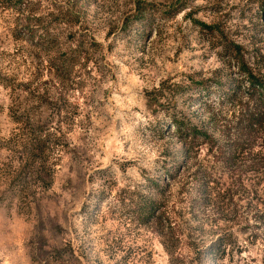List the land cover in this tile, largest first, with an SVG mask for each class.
<instances>
[{"label": "rangeland", "instance_id": "1", "mask_svg": "<svg viewBox=\"0 0 264 264\" xmlns=\"http://www.w3.org/2000/svg\"><path fill=\"white\" fill-rule=\"evenodd\" d=\"M235 46L264 76V0H0V264H264Z\"/></svg>", "mask_w": 264, "mask_h": 264}, {"label": "trees", "instance_id": "2", "mask_svg": "<svg viewBox=\"0 0 264 264\" xmlns=\"http://www.w3.org/2000/svg\"><path fill=\"white\" fill-rule=\"evenodd\" d=\"M204 25L208 27L206 24ZM234 53H235L234 57L240 59L237 61L238 68L239 70H241L243 73L246 74L247 78H245L244 82L246 81L245 83H248L249 86L245 87V85H243L242 83H236L234 80L231 81V83L229 84L231 90H228L229 97L232 96V98H234L235 96L238 95L241 89H246L250 94L254 93L258 95V97L261 99L262 103L264 104V76L261 77L255 75L252 72V70L248 67L247 63L244 61L243 56L240 54L241 51L239 46H235ZM199 84L203 92L208 91L206 90L208 89L206 81H200ZM171 121H172V125L174 126L173 134L180 141H183L187 146L188 144H190L189 139H197V135L201 133L203 134V132L198 130L194 124L187 123L185 120H182L180 117L174 115L172 116ZM189 148L190 146L188 147V150ZM152 189L154 192L157 193L159 191L157 184L152 185ZM157 210H158V206L156 204V201L152 199H146L144 203H141V206H137V208L134 209V211L143 220L160 217V214L158 215L155 214ZM213 249H215V247Z\"/></svg>", "mask_w": 264, "mask_h": 264}]
</instances>
